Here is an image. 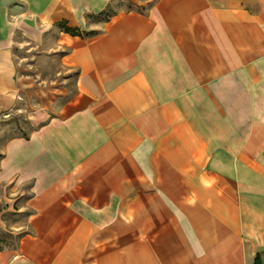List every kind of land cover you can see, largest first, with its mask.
I'll return each mask as SVG.
<instances>
[{"label": "crops", "instance_id": "1", "mask_svg": "<svg viewBox=\"0 0 264 264\" xmlns=\"http://www.w3.org/2000/svg\"><path fill=\"white\" fill-rule=\"evenodd\" d=\"M128 2L0 0V264H264V0Z\"/></svg>", "mask_w": 264, "mask_h": 264}, {"label": "rangeland", "instance_id": "2", "mask_svg": "<svg viewBox=\"0 0 264 264\" xmlns=\"http://www.w3.org/2000/svg\"><path fill=\"white\" fill-rule=\"evenodd\" d=\"M116 6L128 7L129 2L116 0ZM45 50L42 47L34 49L26 45L21 48V58H15V65L24 89L34 96L33 99H40L42 103L48 99L61 103L72 92L75 73L65 68L63 58H59L60 52H47L52 58H43Z\"/></svg>", "mask_w": 264, "mask_h": 264}, {"label": "trees", "instance_id": "3", "mask_svg": "<svg viewBox=\"0 0 264 264\" xmlns=\"http://www.w3.org/2000/svg\"><path fill=\"white\" fill-rule=\"evenodd\" d=\"M101 15H103L105 17V19L109 16L108 15V11L107 12H104V13H101ZM60 27L63 28V30L66 32V33H69L71 35H74L75 34V29H72V28H68L66 26H64L63 24H59ZM253 264H261V261H260V258L259 256H257L255 259H254V263Z\"/></svg>", "mask_w": 264, "mask_h": 264}]
</instances>
